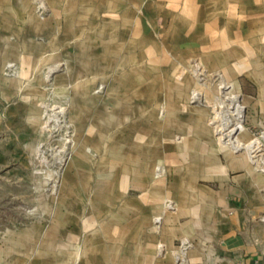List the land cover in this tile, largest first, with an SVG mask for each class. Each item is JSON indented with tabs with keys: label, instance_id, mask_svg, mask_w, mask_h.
I'll return each instance as SVG.
<instances>
[{
	"label": "rangeland",
	"instance_id": "rangeland-1",
	"mask_svg": "<svg viewBox=\"0 0 264 264\" xmlns=\"http://www.w3.org/2000/svg\"><path fill=\"white\" fill-rule=\"evenodd\" d=\"M177 8L0 0V264L115 257L122 234L106 229L171 174L172 148L179 174L202 146L264 165V28L259 42L247 24L198 43ZM233 9L250 21L248 3Z\"/></svg>",
	"mask_w": 264,
	"mask_h": 264
},
{
	"label": "crops",
	"instance_id": "crops-1",
	"mask_svg": "<svg viewBox=\"0 0 264 264\" xmlns=\"http://www.w3.org/2000/svg\"><path fill=\"white\" fill-rule=\"evenodd\" d=\"M171 3L193 21L197 28L194 42H206V35L210 42H226L227 38L219 34L222 28L247 24L251 41H263L259 28H264V0ZM214 3H218L217 10L210 7ZM242 3L249 4V22L244 23L236 13L229 14L233 7L239 10ZM233 41L243 42V34ZM188 151L193 153L192 162L181 174L174 172L179 165L176 160H180L175 154L180 155V151L172 148L166 152L171 157L164 165L171 167V174L146 182L144 194L126 198L122 230L108 227L106 233L99 232L122 234L117 245L121 248L113 249L117 251L115 257H109L112 250L107 248L75 263L264 264V165L252 156L232 154L225 147L202 146Z\"/></svg>",
	"mask_w": 264,
	"mask_h": 264
},
{
	"label": "built area",
	"instance_id": "built-area-1",
	"mask_svg": "<svg viewBox=\"0 0 264 264\" xmlns=\"http://www.w3.org/2000/svg\"><path fill=\"white\" fill-rule=\"evenodd\" d=\"M237 264H239V263H237Z\"/></svg>",
	"mask_w": 264,
	"mask_h": 264
}]
</instances>
